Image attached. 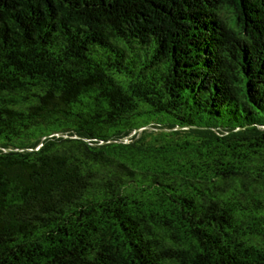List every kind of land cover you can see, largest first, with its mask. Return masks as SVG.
Masks as SVG:
<instances>
[{"label": "trees", "instance_id": "trees-1", "mask_svg": "<svg viewBox=\"0 0 264 264\" xmlns=\"http://www.w3.org/2000/svg\"><path fill=\"white\" fill-rule=\"evenodd\" d=\"M0 264H264V0H0Z\"/></svg>", "mask_w": 264, "mask_h": 264}]
</instances>
